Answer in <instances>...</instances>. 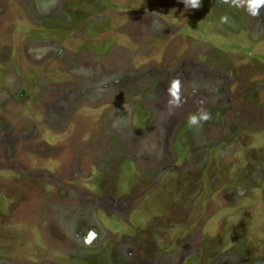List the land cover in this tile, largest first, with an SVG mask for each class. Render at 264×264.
Segmentation results:
<instances>
[{
	"label": "rangeland",
	"instance_id": "obj_1",
	"mask_svg": "<svg viewBox=\"0 0 264 264\" xmlns=\"http://www.w3.org/2000/svg\"><path fill=\"white\" fill-rule=\"evenodd\" d=\"M0 264H264V8L0 0Z\"/></svg>",
	"mask_w": 264,
	"mask_h": 264
},
{
	"label": "clouds",
	"instance_id": "obj_2",
	"mask_svg": "<svg viewBox=\"0 0 264 264\" xmlns=\"http://www.w3.org/2000/svg\"><path fill=\"white\" fill-rule=\"evenodd\" d=\"M187 9H199L202 4V0H182ZM221 3L229 4L231 7L244 9L250 16L258 17L261 14V9L264 8V0H220ZM222 22L226 21V17L221 18ZM181 80L179 77H174L169 81L167 88L168 95L170 97L169 104L175 102V106H182L180 104V90ZM212 119V115L203 107H200L196 113L190 114L188 117V124L191 127H202L203 123Z\"/></svg>",
	"mask_w": 264,
	"mask_h": 264
},
{
	"label": "bare ground",
	"instance_id": "obj_3",
	"mask_svg": "<svg viewBox=\"0 0 264 264\" xmlns=\"http://www.w3.org/2000/svg\"><path fill=\"white\" fill-rule=\"evenodd\" d=\"M91 237H93V235L91 234Z\"/></svg>",
	"mask_w": 264,
	"mask_h": 264
}]
</instances>
